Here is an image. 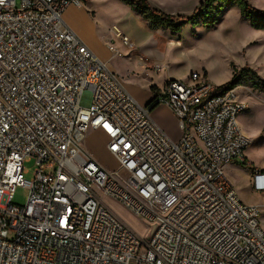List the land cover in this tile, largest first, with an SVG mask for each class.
<instances>
[{
  "label": "built area",
  "instance_id": "built-area-1",
  "mask_svg": "<svg viewBox=\"0 0 264 264\" xmlns=\"http://www.w3.org/2000/svg\"><path fill=\"white\" fill-rule=\"evenodd\" d=\"M82 2L0 0V264H264L261 209L241 201L226 172L251 143L237 88L193 71L139 103L66 25V8ZM156 103L175 115L178 140L152 118ZM89 129L106 135L117 170L89 152ZM252 175L264 196V171ZM20 186L24 205L13 201ZM101 195L150 221V236Z\"/></svg>",
  "mask_w": 264,
  "mask_h": 264
},
{
  "label": "rangeland",
  "instance_id": "rangeland-1",
  "mask_svg": "<svg viewBox=\"0 0 264 264\" xmlns=\"http://www.w3.org/2000/svg\"><path fill=\"white\" fill-rule=\"evenodd\" d=\"M148 1L165 13L190 16L203 0ZM249 2L264 10V0ZM82 3L89 7L94 20L93 25L88 26L94 52L107 59L108 67L119 75L124 86L141 104H148L152 99V86L163 88L169 78L184 79L193 71L205 72L208 81L216 85H223L229 76L232 78L233 66H249L264 78V31L253 28L250 20L235 7L227 10L213 29L187 24L178 36H173L168 30L150 29L122 0H83ZM114 25L130 37L133 48L123 45L113 34ZM109 44L118 49L116 56H111ZM236 88L238 97L248 106L237 120L251 143L227 175L232 178L241 201L261 209L259 221L264 230V196L253 188L252 183L254 169L264 170V92L244 85ZM166 108L162 104L157 106L151 111L152 118L171 139L178 140L181 131L177 120ZM84 144L107 169H118L117 160L109 153L104 137L97 130L87 131ZM25 166L29 171L26 177L31 178L34 161H28ZM125 175L120 173L121 177ZM27 196L26 188L17 187L13 201L24 205ZM101 198L140 236H150L153 226L150 221L140 218L115 198L105 195Z\"/></svg>",
  "mask_w": 264,
  "mask_h": 264
},
{
  "label": "trees",
  "instance_id": "trees-1",
  "mask_svg": "<svg viewBox=\"0 0 264 264\" xmlns=\"http://www.w3.org/2000/svg\"><path fill=\"white\" fill-rule=\"evenodd\" d=\"M122 1L136 11L150 29L168 30L173 36H178L187 24L193 27L200 26L213 29L221 22L226 11L234 7L239 10L243 17L250 20L253 28L264 31V10L253 6L249 0H203L190 16L165 13L152 7L148 0ZM240 85L264 92V78L249 66L241 68L233 66L232 78L222 86L236 88ZM156 88L157 86H152V90ZM159 105L152 106L151 111ZM244 163H246V160H244Z\"/></svg>",
  "mask_w": 264,
  "mask_h": 264
},
{
  "label": "crops",
  "instance_id": "crops-1",
  "mask_svg": "<svg viewBox=\"0 0 264 264\" xmlns=\"http://www.w3.org/2000/svg\"><path fill=\"white\" fill-rule=\"evenodd\" d=\"M90 12L91 11H89V7L87 5L86 6L70 5L64 11L63 18H64V21H65L66 25L69 28H71L77 35H79L82 38V40L88 45V47L94 52V50L92 48L94 46V41H93V39L90 36L91 35V30L88 28L89 25L92 26L93 23H94V20H93L92 16L90 15ZM179 13H180V11H178V14ZM96 55L102 61H104V62L107 61V59L105 57H103V56L101 57L98 54H96ZM229 80H230V76L228 78H226L222 83H226ZM162 105H165V104H162ZM165 106L168 109H170L167 105H165ZM170 111H171L172 115L175 117V115L173 114L171 109H170ZM97 132L100 133L104 137L105 144L107 145V141L108 140H107L106 135L101 130H97ZM103 166L106 167L105 165H103ZM233 167H234V164L228 165L226 167V172H228V174H229V172L231 171V169H233ZM228 177H229V175H228ZM229 178L232 181L233 186H234V182H233L232 178L231 177H229Z\"/></svg>",
  "mask_w": 264,
  "mask_h": 264
},
{
  "label": "water",
  "instance_id": "water-1",
  "mask_svg": "<svg viewBox=\"0 0 264 264\" xmlns=\"http://www.w3.org/2000/svg\"><path fill=\"white\" fill-rule=\"evenodd\" d=\"M150 102H151V100H150ZM150 102H149V103H150ZM149 103H148V104H149ZM148 104H146V105H148ZM156 104H157V103H156ZM156 104H155V105H156ZM153 106H154V105H153ZM151 108H152V107H151Z\"/></svg>",
  "mask_w": 264,
  "mask_h": 264
},
{
  "label": "bare ground",
  "instance_id": "bare-ground-1",
  "mask_svg": "<svg viewBox=\"0 0 264 264\" xmlns=\"http://www.w3.org/2000/svg\"><path fill=\"white\" fill-rule=\"evenodd\" d=\"M108 66V65H107Z\"/></svg>",
  "mask_w": 264,
  "mask_h": 264
}]
</instances>
